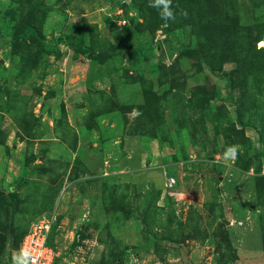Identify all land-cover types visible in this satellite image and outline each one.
I'll return each instance as SVG.
<instances>
[{"label": "rangeland", "instance_id": "rangeland-1", "mask_svg": "<svg viewBox=\"0 0 264 264\" xmlns=\"http://www.w3.org/2000/svg\"><path fill=\"white\" fill-rule=\"evenodd\" d=\"M0 0V264H264V0Z\"/></svg>", "mask_w": 264, "mask_h": 264}, {"label": "built area", "instance_id": "built-area-1", "mask_svg": "<svg viewBox=\"0 0 264 264\" xmlns=\"http://www.w3.org/2000/svg\"><path fill=\"white\" fill-rule=\"evenodd\" d=\"M52 224L47 218L35 219L20 242L19 251L24 252L28 264H55L57 253L50 242ZM30 254V258H29Z\"/></svg>", "mask_w": 264, "mask_h": 264}, {"label": "clouds", "instance_id": "clouds-1", "mask_svg": "<svg viewBox=\"0 0 264 264\" xmlns=\"http://www.w3.org/2000/svg\"><path fill=\"white\" fill-rule=\"evenodd\" d=\"M171 0H150V6L159 10L162 19L172 21L175 19L174 11L170 8ZM25 253L21 252L19 255H13V264H28V259L24 258ZM30 258V254H29Z\"/></svg>", "mask_w": 264, "mask_h": 264}, {"label": "trees", "instance_id": "trees-1", "mask_svg": "<svg viewBox=\"0 0 264 264\" xmlns=\"http://www.w3.org/2000/svg\"><path fill=\"white\" fill-rule=\"evenodd\" d=\"M50 237H52V236H50ZM56 264V263H55Z\"/></svg>", "mask_w": 264, "mask_h": 264}]
</instances>
